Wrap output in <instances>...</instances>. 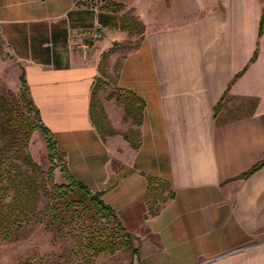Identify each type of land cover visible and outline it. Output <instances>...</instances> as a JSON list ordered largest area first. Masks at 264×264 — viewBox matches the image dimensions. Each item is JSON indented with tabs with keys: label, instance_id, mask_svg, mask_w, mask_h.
I'll use <instances>...</instances> for the list:
<instances>
[{
	"label": "crops",
	"instance_id": "1",
	"mask_svg": "<svg viewBox=\"0 0 264 264\" xmlns=\"http://www.w3.org/2000/svg\"><path fill=\"white\" fill-rule=\"evenodd\" d=\"M131 17L143 32L121 27ZM7 74L25 75L71 173L135 235L125 264H264V164L243 176L264 159V0H0ZM116 87L143 99L141 124ZM149 176L173 191L154 215Z\"/></svg>",
	"mask_w": 264,
	"mask_h": 264
},
{
	"label": "trees",
	"instance_id": "2",
	"mask_svg": "<svg viewBox=\"0 0 264 264\" xmlns=\"http://www.w3.org/2000/svg\"><path fill=\"white\" fill-rule=\"evenodd\" d=\"M111 10H120L122 4L116 1H106L103 5ZM121 27L130 33L144 31L143 24L131 17L123 19ZM263 25L261 22V32ZM116 45V44H115ZM106 60V54L101 63ZM20 91L10 95L0 93V238L9 240L16 238L22 220L45 222L50 229H55L61 238H67L72 232L78 247L74 252L80 254L81 264H91L101 253H113L121 247H129L132 253L138 252L134 245L135 235L123 227L114 208L107 204L102 191H93L78 180L69 170L63 151L59 148L51 129L44 123L40 110L35 104L24 74L20 75ZM109 82L98 79L95 89L107 86ZM117 97L125 109V116L131 117L135 124H141L143 119L144 101L134 92L116 87ZM91 102V112L97 125L106 120L102 104L94 97ZM40 130L44 136L50 166L42 169L29 151V143L33 133ZM110 132L114 130L109 129ZM139 131L132 130L126 134L133 146L137 147ZM264 164V159L254 164L243 176H247ZM59 168L65 182L54 180L55 171ZM157 177L149 176L148 215L156 214L161 204L173 195L169 191L163 196L164 188L169 183L158 181ZM157 182H160L156 184ZM11 199L6 201L9 194ZM48 201L39 208L40 194ZM89 219V223L78 219ZM40 264H61L60 258Z\"/></svg>",
	"mask_w": 264,
	"mask_h": 264
},
{
	"label": "rangeland",
	"instance_id": "3",
	"mask_svg": "<svg viewBox=\"0 0 264 264\" xmlns=\"http://www.w3.org/2000/svg\"><path fill=\"white\" fill-rule=\"evenodd\" d=\"M10 73V68L7 69ZM6 76H9L8 74ZM11 76L3 78L0 76V93L10 95V91L19 93L20 87H15ZM31 141V140H30ZM30 144V143H29ZM29 151L34 160L40 164L42 169L47 170L50 162L47 158L45 139L38 130L32 139ZM54 180L58 183L65 182L64 178L56 169ZM11 193L6 201L11 199ZM39 208L47 203L48 199L42 193L40 194ZM24 227H20L16 238L4 240L0 238V264H40L50 261L53 258H60L61 264H81L80 254L74 252L78 247L74 233L70 232L67 238H61L55 229H50L45 222H34L22 220ZM84 224L89 223V219H78ZM134 242V241H133ZM129 247H121L113 253H102L94 258L91 264H125L129 263L131 256ZM97 259V260H96Z\"/></svg>",
	"mask_w": 264,
	"mask_h": 264
},
{
	"label": "built area",
	"instance_id": "4",
	"mask_svg": "<svg viewBox=\"0 0 264 264\" xmlns=\"http://www.w3.org/2000/svg\"><path fill=\"white\" fill-rule=\"evenodd\" d=\"M100 36V33H94V37H99ZM80 47H81V50H82V53H83V56H87L88 53H89V50H90V43L89 42H81L80 44Z\"/></svg>",
	"mask_w": 264,
	"mask_h": 264
}]
</instances>
